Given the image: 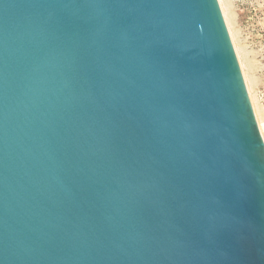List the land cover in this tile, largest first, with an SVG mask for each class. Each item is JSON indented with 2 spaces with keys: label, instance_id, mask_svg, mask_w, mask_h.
I'll list each match as a JSON object with an SVG mask.
<instances>
[{
  "label": "water",
  "instance_id": "water-1",
  "mask_svg": "<svg viewBox=\"0 0 264 264\" xmlns=\"http://www.w3.org/2000/svg\"><path fill=\"white\" fill-rule=\"evenodd\" d=\"M0 264H264L217 0H0Z\"/></svg>",
  "mask_w": 264,
  "mask_h": 264
},
{
  "label": "rangeland",
  "instance_id": "rangeland-1",
  "mask_svg": "<svg viewBox=\"0 0 264 264\" xmlns=\"http://www.w3.org/2000/svg\"><path fill=\"white\" fill-rule=\"evenodd\" d=\"M224 4L229 9L227 17L243 69L246 68L249 93L254 97L251 106L255 119L264 122V0H229Z\"/></svg>",
  "mask_w": 264,
  "mask_h": 264
},
{
  "label": "bare ground",
  "instance_id": "bare-ground-1",
  "mask_svg": "<svg viewBox=\"0 0 264 264\" xmlns=\"http://www.w3.org/2000/svg\"><path fill=\"white\" fill-rule=\"evenodd\" d=\"M218 1V4H219V7H220V10H221V14H222V16H223V19H224V22H225V25H226V28H227V31H228V34H229V38H230V40H231V43H232V45H233V49H234V52H235V55H236V58H237V61H238V63H239V67H240V70H241V73H242V76H243V80L244 81H246V82H244L245 83V86H246V90H247V94H248V97H249V100H250V102L252 101V98H254V97H252L251 96V94L249 93V90H250V88L248 87V84H247V80H246V76H245V72H244V70L246 69V68H244L243 69V63H242V60H241V58H240V53L241 52H239V50H238V48H237V45H236V43H235V40H234V35H233V30H231L232 29V27H231V25H230V23H229V20H228V13H227V11L229 10V9H226V5L224 4V3H227V2H225V0H224V2H223V0H217ZM230 3V2H229ZM229 7H230V5H229ZM231 10V9H230ZM243 59V58H242ZM244 61V60H243ZM245 63V62H244ZM246 71V70H245ZM247 74V73H246ZM250 83H251V81H250ZM251 91V90H250ZM253 95V94H252ZM252 97V98H251ZM253 102V101H252ZM255 110V109H254ZM258 111V110H257ZM257 111H256V113H257ZM259 115V114H258ZM258 118H259V116H258ZM259 120V119H258ZM256 121L257 122V126H258V129H259V132H260V134H261V136H262V139H263V142H264V122H262L263 121V119L261 120V121Z\"/></svg>",
  "mask_w": 264,
  "mask_h": 264
}]
</instances>
